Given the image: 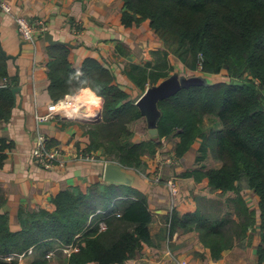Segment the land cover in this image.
<instances>
[{"label": "trees", "instance_id": "obj_1", "mask_svg": "<svg viewBox=\"0 0 264 264\" xmlns=\"http://www.w3.org/2000/svg\"><path fill=\"white\" fill-rule=\"evenodd\" d=\"M120 22L125 27L147 22L162 41L152 50V59L131 63L125 70L143 92L173 70L169 55L183 66L212 75L226 70L225 79L212 85H192L161 99L158 136L134 140L128 124L141 117L135 100L116 81L115 74L97 58L86 57L81 67L87 77L102 85V120L90 123L87 149L102 153L139 172L145 187L91 182L85 188H64L52 198L53 209L19 207V228L11 229L9 213L1 210L0 264H18L3 254L32 247L29 264H48V250L72 243L66 254L58 250L62 264H126L144 244L151 243L149 222L152 212L147 200V162L165 138H177L176 157L183 156L201 139L197 160L210 152L221 163L217 167L194 168L185 172L208 179L223 201L207 199L193 211L167 214L170 233L196 231L214 259L224 249L248 244L259 228V264H264V0H122ZM48 62V90L56 100L67 90L68 74L75 68L69 61V47L55 44ZM121 53L128 49L118 43ZM9 77L0 57V79ZM13 81V79H12ZM13 82L0 87V119L8 120L15 104ZM211 118V119H209ZM205 119H209L208 123ZM216 121L218 127L213 123ZM7 146L1 141V152ZM257 196L251 207L244 191ZM100 221L108 225L100 230ZM77 233H80L76 236Z\"/></svg>", "mask_w": 264, "mask_h": 264}, {"label": "crops", "instance_id": "obj_2", "mask_svg": "<svg viewBox=\"0 0 264 264\" xmlns=\"http://www.w3.org/2000/svg\"><path fill=\"white\" fill-rule=\"evenodd\" d=\"M7 1L12 13H6L0 8V43L5 52L0 49V57L6 63L9 77H5L8 78L9 85L13 82L12 87L19 86V90L15 94L10 118L0 119V144L1 141L7 144L1 150L4 156L0 159V199L1 210L8 211L11 229L16 230L19 228V207L53 209L50 199L58 191L64 188H85L95 181L104 182L106 159L102 157L101 149H87L90 140L88 122L60 117L44 121L36 118L37 114L46 111L51 98L48 90V62L51 53L55 52V44L59 42H47L45 32L34 44L24 41L13 15L43 19L54 39L68 45L69 61L74 68L81 67L88 56L97 58L115 74L116 81L128 91L129 98L134 100L142 91L129 79L125 70L131 63L152 59L151 51L163 46L147 22L132 27L121 24L122 0ZM74 28L78 30L75 32ZM118 43L123 44L128 52H119ZM209 119L205 121L208 123ZM142 121H145L143 116L128 126L132 129L133 124ZM213 125L218 127L216 121ZM37 130L47 137V147L57 146L60 150V159L51 167L39 165L34 158ZM147 137V132L145 135H133L134 140ZM176 139L168 143L171 145L168 149L162 148L161 144L154 154L143 156L147 162V170L152 168L153 171L156 167V171L163 178L156 183L151 180L146 182L147 200L152 212L149 222L152 242L144 244L137 255L126 264H177L175 258L185 261L186 264H259L258 225L245 247L234 245L224 249L218 259L212 257L210 249L200 241L196 231L170 233L166 217L173 209L183 214L195 210L198 205L203 206L205 202H209L207 199L217 198L223 201V208L227 209L228 198L233 195L227 193L219 197L216 191L210 189L205 176L197 180L193 175H185L186 171L194 168L220 166L221 162L210 152L204 159L197 160L201 139L195 140L183 156H174L176 164L168 163L167 157L172 154L170 152ZM166 140L168 138L163 139L162 143ZM80 152L84 155L94 153L95 157H76ZM171 174L177 175L180 183V190L174 199L164 182ZM244 194L248 204L257 208L256 194L250 190H245ZM30 259L31 255H25L17 259V262L29 264ZM48 264H62V261L52 259Z\"/></svg>", "mask_w": 264, "mask_h": 264}, {"label": "water", "instance_id": "obj_3", "mask_svg": "<svg viewBox=\"0 0 264 264\" xmlns=\"http://www.w3.org/2000/svg\"><path fill=\"white\" fill-rule=\"evenodd\" d=\"M44 37L49 43L61 42L58 39H54L53 34L49 30L45 31ZM0 49L3 51L1 43ZM3 53L5 52L3 51ZM216 81L204 73L186 75L179 73L177 69H174L169 75L162 78L160 81L147 86L141 95L135 100V104L145 119L147 135L149 137L158 136V122L162 114L159 107V101L161 99L175 94L182 88H188L192 85H212ZM18 90L19 86L12 87L14 96ZM103 180L110 184H126L134 187H145L139 172L113 160L105 161Z\"/></svg>", "mask_w": 264, "mask_h": 264}, {"label": "built area", "instance_id": "obj_4", "mask_svg": "<svg viewBox=\"0 0 264 264\" xmlns=\"http://www.w3.org/2000/svg\"><path fill=\"white\" fill-rule=\"evenodd\" d=\"M0 8L3 9L6 13H12L11 10V6L9 4V2L7 0H0ZM13 18L17 24L18 27V32L21 36V38L26 41V42H30V43H35L36 40L47 30V27L43 21V19L41 18H29L26 17L24 15H13ZM78 29L74 28V31L76 32ZM9 80L7 77H3L0 81V87H6L9 85ZM52 104H55V100L51 101ZM101 114H102V109L100 110V112L94 116V117H80V118H76V119H72V120H80V121H84V122H93V121H98L101 118ZM53 117H60L62 119H69L67 117H65L63 115V111L55 108V107H49V103L47 105L46 111L43 114H37L36 118L39 121H44V120H48L50 118ZM33 155L34 158L36 160V162L39 165L45 166V167H51L59 158L60 155V150L58 148H51V147H47V137L44 135V133H42L40 130H37L36 132V143H35V147L33 149ZM76 157H83V158H88V159H93L95 157V155L91 154V153H87V154H83V153H79L77 154ZM176 177L174 175L168 176L166 179V185L170 191V193L173 196H176L178 194V186L176 183ZM160 179V177H156V181H158ZM103 221H100V224ZM104 223V222H103ZM75 245L73 246L72 249H75ZM63 251L66 252V254H69L70 250L68 248V246L64 245L62 247ZM33 252L32 247H29L28 249L22 251V252H9L6 254H3L2 257L10 260V259H20L22 257H24L25 255H29ZM51 252H47L46 257L49 258ZM175 258V257H173ZM176 263L177 264H186L185 261L183 260H179L177 258H175Z\"/></svg>", "mask_w": 264, "mask_h": 264}, {"label": "clouds", "instance_id": "obj_5", "mask_svg": "<svg viewBox=\"0 0 264 264\" xmlns=\"http://www.w3.org/2000/svg\"><path fill=\"white\" fill-rule=\"evenodd\" d=\"M66 84L67 90L56 98L54 105L50 98L49 107L62 110L69 119L94 117L100 112L104 104L102 85L87 77L82 67H76L68 74ZM107 227L106 223L100 224L101 231L107 230Z\"/></svg>", "mask_w": 264, "mask_h": 264}, {"label": "rangeland", "instance_id": "obj_6", "mask_svg": "<svg viewBox=\"0 0 264 264\" xmlns=\"http://www.w3.org/2000/svg\"><path fill=\"white\" fill-rule=\"evenodd\" d=\"M170 57V63H171V65L173 66V70L174 69H177L178 71H179V73H183V74H186V75H191V74H198V73H202V72H200L199 70H200V68H201V66H198V68L197 69H195V71L194 70H192V69H190V68H188V67H186V66H183V64H182V62L180 61V60H178L176 57H174V56H169ZM172 70V71H173ZM171 71V72H172ZM226 70H223V71H221V72H219V73H214V74H212V75H210V77L211 78H213L215 81L216 80H222V79H225V75H226ZM102 120V114H101V118H100V120H98V121H101ZM98 121H96V122H98ZM132 123V122H131ZM131 123H129V126L131 125ZM132 129H133V132H134V134L136 133V134H146V132H147V127H146V123H145V121H142V122H140V123H135V124H133V126H132ZM173 139H175V138H173L172 136L171 137H169L168 138V140H166L165 141V143H162V148H164V149H168L170 146L168 145V143H170V141H172ZM51 148H58L57 146H52ZM59 149V148H58ZM80 153H82V152H80ZM170 153H172L171 155L169 154V156L167 157L168 159V163H170V164H176V160H175V158H174V156H176L175 155V153H174V149L173 150H171V152ZM91 154H93V155H95L94 153H91ZM102 157L104 158V159H106V160H109L110 158L106 155V153H102ZM166 160V161H167ZM151 170H152V168H151ZM151 170H146V173H145V177H146V179L147 180H151L152 182L154 181V183H156V182H160L161 181V179L163 178V177H161L160 176V173L159 172H157L156 171V167H155V170H153V171H151ZM148 171V172H147ZM159 171V170H158ZM172 175V174H171ZM170 175V176H171ZM174 175V174H173ZM175 176V175H174ZM156 177L158 178V177H161L158 181H156ZM176 178V183H177V186H178V191L180 190V183H179V179H178V176L176 175L175 176ZM166 179L167 178H165L164 180V182H165V185H166ZM167 186V185H166ZM169 190V189H168ZM169 193H170V191H169ZM170 196L172 197V199H174V197L175 196H173L171 193H170ZM50 201H51V199H50ZM52 203V202H51ZM53 204V203H52ZM54 206V205H53ZM80 233H77L76 234V236H78ZM66 246H68V248L70 249V250H73L72 248H73V246H74V244H72V243H69V244H65ZM60 249H62V247H60L59 245H56V246H54L53 248H51L50 250H48L49 252H51L52 251V253L50 254V257H49V259H51V260H49V261H52V259L54 260V259H56L57 261H60L61 260V256L59 257V255H58V250H60ZM62 251H63V249H62ZM64 252V251H63ZM64 253H66V252H64ZM29 255H32V253L31 254H29Z\"/></svg>", "mask_w": 264, "mask_h": 264}]
</instances>
